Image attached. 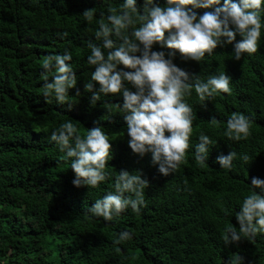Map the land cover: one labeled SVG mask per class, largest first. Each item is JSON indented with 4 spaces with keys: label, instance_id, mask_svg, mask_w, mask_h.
Returning a JSON list of instances; mask_svg holds the SVG:
<instances>
[{
    "label": "trees",
    "instance_id": "obj_1",
    "mask_svg": "<svg viewBox=\"0 0 264 264\" xmlns=\"http://www.w3.org/2000/svg\"><path fill=\"white\" fill-rule=\"evenodd\" d=\"M143 2L136 0L138 9ZM122 3L0 0V264H229L235 255L243 257L242 264H264V233L234 245L222 241L225 228L239 231L235 216L244 198L253 193L251 178L264 180V4L258 50L240 60L233 59L232 44L217 46L200 62L153 45L166 58L174 51L173 63L189 74L191 83L221 72L231 78L230 93H217L202 103L193 88L185 97L195 116L190 147L179 167L165 176L152 163L150 152L140 156L128 146L118 107L122 95H101L92 105V93L84 88L94 71L87 63L89 44L101 43L95 39L100 21L106 20L109 8L119 9ZM154 3L164 6L166 0ZM218 6L193 11L200 15ZM91 8L96 14L89 23L82 13ZM65 49L72 55L70 64L77 76L76 86L68 90L71 109L54 96L46 100L42 95L43 59L62 55ZM233 113L250 120L246 140L225 136L226 121ZM69 120L82 135L100 126L112 145L106 179L97 187L74 186L71 159L50 140L51 132ZM201 132L214 144L206 163L194 158ZM231 151L237 154L232 168H221L216 157ZM245 154L248 163L241 159ZM121 170L139 172L148 181L145 205L139 212L129 207L104 221L89 208L115 191ZM125 230L132 238L115 244Z\"/></svg>",
    "mask_w": 264,
    "mask_h": 264
},
{
    "label": "clouds",
    "instance_id": "obj_2",
    "mask_svg": "<svg viewBox=\"0 0 264 264\" xmlns=\"http://www.w3.org/2000/svg\"><path fill=\"white\" fill-rule=\"evenodd\" d=\"M262 4L264 0H239L238 3L223 0L222 5L220 0H166V4L160 6L154 0H144L142 9H138L136 0H123L119 9L109 8L106 20L100 21L95 32V39L101 43L89 44L91 54L87 56V63L94 66V71L92 82L84 88L92 93L90 103L95 105L101 95H122L123 102L118 107L123 113L132 152L140 156L150 152L152 163L158 165L161 174L174 172L185 160L195 118L185 97L192 95L193 88L202 103L217 93H230L231 78L221 72L206 81L197 79L191 83L189 74L173 63L176 53L170 51L166 58L165 52L153 50V45L178 50L184 60L200 62L206 54L211 56L217 46L232 44L233 59L240 60L245 53L252 55L258 50ZM189 5L192 8L187 7ZM213 5L220 6L200 15L193 11V8L207 9ZM95 14L94 8L82 13L89 23ZM71 60L72 55L65 49L62 55L46 56L41 65L44 70L42 95L46 100L54 96L58 104L67 103L69 109L72 105L67 102L68 90L77 82ZM94 84L99 87L95 88ZM215 119L211 118L213 122ZM250 135L247 116L233 113L227 119L225 136L229 140H246ZM50 140L71 159L74 186L97 187L106 179L112 145L100 126L88 128L82 135L69 120L51 132ZM198 141L194 158L206 163L213 141L203 132ZM236 155L231 151L218 155L216 161L221 168L230 170ZM241 159L248 163L250 157L245 154ZM147 186L148 181L139 172L121 170L115 177V191L96 200L89 212L104 221H112L129 207L139 212L145 205ZM250 186L253 193L244 198L235 216L239 231L235 227L224 229L225 246L264 233V180L252 177ZM131 238L132 233L125 230L114 243L121 244ZM242 260L243 257L235 255L229 264H242Z\"/></svg>",
    "mask_w": 264,
    "mask_h": 264
}]
</instances>
